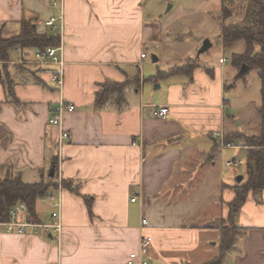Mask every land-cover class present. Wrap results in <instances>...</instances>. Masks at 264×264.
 <instances>
[{"label": "crops", "instance_id": "1", "mask_svg": "<svg viewBox=\"0 0 264 264\" xmlns=\"http://www.w3.org/2000/svg\"><path fill=\"white\" fill-rule=\"evenodd\" d=\"M203 1L211 8L222 5V0ZM53 16L63 19L61 91L51 82V71L31 65L38 49L17 47L7 63L0 61V167L2 176L12 169L24 182L37 183L48 178L56 159L59 182L79 184V193L60 185L38 202L37 224L19 212L18 222L32 225L23 234L0 227V264H128L139 252L142 235L154 241L147 255L151 264L217 259L221 231L212 222L228 216L237 183L227 182L224 171L234 167H226V156L220 161L223 151L216 138L237 130L229 101L224 102L229 85L222 67L200 62V56L191 75L161 78L182 64L174 48L188 49L183 62L193 59V48L189 51L192 45L184 42L186 35L149 18L144 0H0V36H19L24 23L39 34L53 33L45 24ZM205 40L198 38L199 49ZM144 51L155 52L154 67L141 65ZM136 78L140 83L132 84ZM105 82L126 84L125 103L119 105L124 96L112 91L97 104ZM61 102L76 110L65 112L61 126L53 127L50 119ZM157 107L169 108L166 119L154 116ZM62 131L71 140H61ZM207 177H218L220 205L213 204L219 215L202 210L213 208L205 201L209 197L190 187L211 184ZM260 198L250 194L239 212L236 222L245 231L227 264H264V192ZM57 201L63 224L59 236L43 227L53 223ZM195 216L208 219L191 224Z\"/></svg>", "mask_w": 264, "mask_h": 264}, {"label": "trees", "instance_id": "2", "mask_svg": "<svg viewBox=\"0 0 264 264\" xmlns=\"http://www.w3.org/2000/svg\"><path fill=\"white\" fill-rule=\"evenodd\" d=\"M248 1L251 6L250 23L235 24L230 23L234 12L232 7L235 0H222L221 15L219 18L220 36L219 44L225 50L231 49L240 41L245 42V51L232 55V62L235 67L242 68L247 65L251 70H257L261 79V104L257 107V115L260 119L257 131L254 134H246L240 131H230L225 134V144L242 147V151L246 154L247 160V178L233 186L235 193L234 200L229 203V214L227 219L214 220L213 227H217L221 231L220 239V256L206 264H227L228 255L237 251L239 239L243 236L245 229L240 228L236 222V218L244 204L247 202L249 195L252 194L256 200L264 192V0H241ZM60 45V37L55 33L45 32L37 33V29L30 24L23 26L19 36L11 39L0 38V61L7 63L10 60V51L17 47L38 49L45 52L47 48L58 47ZM197 65L191 67H175L168 72L161 73L160 77L164 78L168 75H190ZM26 67L25 65H23ZM247 74V73H246ZM238 74L237 78H243L245 75ZM132 84H139L138 78L131 80ZM125 86L126 84H114L105 82L101 85L100 91L96 94V102L102 105L107 96H113L112 91H118L119 95L124 96L118 103H125ZM8 92L9 89H8ZM118 96V95H117ZM15 102V101H14ZM54 175H48L47 179L37 183H26L22 179L19 172L8 169L5 176H2V167H0V221H11L10 213L17 207L19 203H24L27 207V215L30 222L39 223L37 204L41 200H46L53 196L59 189L69 192L79 193L77 184L70 180H61L58 178V161L52 160V169ZM89 202V198H86ZM259 204L262 199L257 200ZM89 205V203H88ZM243 233V234H242Z\"/></svg>", "mask_w": 264, "mask_h": 264}, {"label": "rangeland", "instance_id": "3", "mask_svg": "<svg viewBox=\"0 0 264 264\" xmlns=\"http://www.w3.org/2000/svg\"><path fill=\"white\" fill-rule=\"evenodd\" d=\"M172 7L170 10L169 8ZM144 9L146 14L151 19H157V22L162 23L165 28H169V30L179 31L181 34L186 35L184 38L185 43H190L192 45V56L193 59L187 60L186 62L183 58L185 56L186 51L183 46L172 48L175 52L180 54V62L182 64H177L172 67V73H177L178 71H174L175 67H191L195 65V61H199L200 58H197L200 43L198 38H206L209 39L212 43L213 47L210 48L206 53L202 54L203 59L200 62H209L214 66H221L224 76L226 77V83L229 85L226 88V99L224 102L229 101V109L228 113L235 117V123L232 120V123L237 131L246 134H254L257 131L260 119L257 115V107L261 104V79L259 78L257 70H251L247 72L245 77L237 78L238 74L241 71V68H237L233 65L232 55L235 53H242L245 51V42L240 41L234 45L233 48L225 50L219 44V36H220V25L219 18L221 15V6H215L211 8L207 5L203 0H144ZM234 12L232 19H229L230 23L235 24H249L250 23V12L251 6L248 1L235 0L233 7L231 8ZM1 39H4L0 36ZM203 46V44H202ZM199 49V50H198ZM185 50V51H184ZM198 50V51H197ZM150 53V52H149ZM155 52L150 53V58L148 60L142 61L141 65L144 67L146 63H152L151 56ZM183 53V54H182ZM196 57V58H195ZM223 58L227 62L223 65L219 64V60ZM179 62V63H180ZM163 63H166V60H163ZM152 67L154 65L151 64ZM164 66H161L163 68ZM191 75V74H190ZM189 76V75H188ZM221 138H218L219 148L222 152V158L220 161L224 162L225 156L228 157V160H232L234 158H238L243 161V164L238 168H230L227 172L224 171L226 175V179L228 184L234 185L238 182V178L243 176L244 179L247 178V160L246 154L244 151H241L240 147L225 148L222 145V136L224 133H221ZM228 150V151H226ZM230 151V152H229ZM214 157V161L217 164L216 171L219 172V157ZM227 162V161H226ZM230 172V173H228ZM215 175V174H214ZM213 175V176H214ZM207 181L211 184H200L195 183L194 185H190L193 188H198L200 195L203 196V199L214 198V201L205 200L208 206H213V208L209 209V207H204L202 210L205 211H218L216 212L219 215V206L216 205L217 209H214L215 204H219V193H220V185L218 183V177H207ZM211 191V193L209 192ZM202 199V203H203ZM234 200V199H233ZM213 202L215 204H213ZM220 205V204H219ZM50 212L49 210H46ZM229 211V210H228ZM47 212V213H49ZM204 212V211H202ZM228 217V216H227ZM220 217L219 219H227ZM208 218H199L191 217V224L195 221H200L201 223L206 222ZM213 220V219H211ZM215 220V218H214ZM213 220V221H214ZM208 220L207 222H209Z\"/></svg>", "mask_w": 264, "mask_h": 264}, {"label": "built area", "instance_id": "4", "mask_svg": "<svg viewBox=\"0 0 264 264\" xmlns=\"http://www.w3.org/2000/svg\"><path fill=\"white\" fill-rule=\"evenodd\" d=\"M54 7H57V3H53ZM62 17L53 16L46 21V27L51 30L53 33H58L62 30ZM20 50V49H19ZM63 46L60 44L58 47H50L47 48L45 52L37 51L35 54V58L32 60L31 65L35 64L41 68H47V71H51V82L56 86L60 91L64 88L65 83V66L66 63L64 61L63 56ZM21 52V50L19 51ZM149 56L148 51H144L141 54L142 61L146 60ZM227 61L225 59H221V63L225 64ZM27 64H30L29 62ZM50 67V68H48ZM76 110V106L72 103L61 102L57 108L54 110V114L50 119V124L53 127H60L62 124V116L65 112H74ZM169 115L168 107H157L154 111V116L159 119H166ZM221 133L216 134V138H221ZM224 136H222V145L225 148H233L234 145H227L224 142ZM61 140H71V135L67 131H62ZM226 167H234L238 168L243 164V161L239 159H233L227 161ZM136 198L132 201L136 202ZM54 207L57 209L52 213L53 223L51 225H44L43 227L47 231H53L55 234L59 236L63 230L62 218L60 213V203L57 201L54 204ZM24 211L27 215V207L24 203H19L17 207H15L11 213V221L9 222H1L0 227H3V230L9 234L19 233L23 234L25 232V228L30 225V223L21 224L18 222L19 212ZM148 225V221L146 219H142V227H146ZM153 238L148 235H142L140 239V249L138 253H134L130 256V261L128 264H151L147 258L150 248L153 245Z\"/></svg>", "mask_w": 264, "mask_h": 264}, {"label": "water", "instance_id": "5", "mask_svg": "<svg viewBox=\"0 0 264 264\" xmlns=\"http://www.w3.org/2000/svg\"><path fill=\"white\" fill-rule=\"evenodd\" d=\"M172 7H170L169 8V10L171 9ZM212 47V43L210 42V40L209 39H207V40H205L204 41V43H203V46H202V48L199 50V52H198V58L202 55V54H204V53H206L210 48ZM152 59H153V61L156 63V62H158V57H156V55H152ZM250 71V68H249V66H247V65H243L242 66V68H241V71H240V74L241 75H244V74H246L247 72H249ZM55 170H54V168L51 170V174H50V176H53L54 175V172ZM244 179V177L243 176H240L239 178H238V183H241L242 182V180Z\"/></svg>", "mask_w": 264, "mask_h": 264}]
</instances>
